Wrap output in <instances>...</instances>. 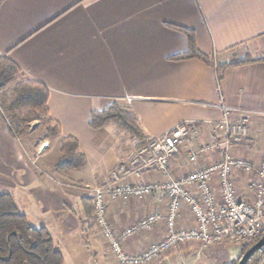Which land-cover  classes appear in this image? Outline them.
I'll list each match as a JSON object with an SVG mask.
<instances>
[{"label": "crops", "instance_id": "1", "mask_svg": "<svg viewBox=\"0 0 264 264\" xmlns=\"http://www.w3.org/2000/svg\"><path fill=\"white\" fill-rule=\"evenodd\" d=\"M168 24L193 30L197 48L217 64L243 56L251 61L218 71L197 58L171 59L188 49V39ZM0 56L47 88L49 115L60 125L57 144L72 136L85 156L80 168L58 169L59 146L51 148L47 136L15 137L0 108V192L13 197L31 225L48 230L63 264H116L92 221V188L107 182L118 163L129 164L140 148L116 124L92 128V111L117 102L137 117L149 143L181 122L197 124L199 137L184 140L172 156L176 176L213 164L226 152L259 161L264 131V0H3ZM220 100L253 112L246 143L226 146L213 136L212 122L222 117ZM201 142L217 145L191 163L189 149ZM251 175L233 172L241 199L252 198L247 187ZM131 179L150 182L162 176L149 169ZM212 184L219 192L216 176ZM166 210V201L129 197L111 201L108 214L118 233ZM194 225L192 214L183 208L176 227ZM166 232L161 219L122 246L136 253ZM202 253L207 264L220 255L228 262L239 255L240 245L201 251L197 243L182 244L157 264H186Z\"/></svg>", "mask_w": 264, "mask_h": 264}, {"label": "built area", "instance_id": "2", "mask_svg": "<svg viewBox=\"0 0 264 264\" xmlns=\"http://www.w3.org/2000/svg\"><path fill=\"white\" fill-rule=\"evenodd\" d=\"M217 106L222 117L212 122L213 136L226 146L246 143L251 137L253 112L227 105L222 100ZM199 135L197 124L181 122L136 150L129 164L118 163L107 182L92 188V221L116 264H157L164 260L172 248L182 244L197 243L199 249L204 251L217 245L246 243L264 228V131L258 164L226 152L222 159L213 164L176 176L171 165L173 154L184 140H196ZM216 145V142L199 143L189 149L188 160L196 162L202 153ZM149 169L157 170L162 179L150 182L131 179L138 178ZM236 169L256 172L258 180L250 184L253 200L238 197L232 178ZM214 176L217 178L219 192L212 184ZM129 197L166 201L167 210L164 215L149 214L117 233L109 220V203ZM183 208L194 218L195 225L191 228L176 227L177 217ZM161 219L167 229L163 238L151 242L148 247L136 253L124 250V240L151 228Z\"/></svg>", "mask_w": 264, "mask_h": 264}, {"label": "trees", "instance_id": "3", "mask_svg": "<svg viewBox=\"0 0 264 264\" xmlns=\"http://www.w3.org/2000/svg\"><path fill=\"white\" fill-rule=\"evenodd\" d=\"M2 1L0 0V3ZM168 26L182 31L188 39V49L170 56L171 59L197 58L215 66L218 71L251 61L243 56L217 64L197 48L193 30L173 24ZM11 82L12 87L6 90ZM47 99L48 90L42 83L24 75L17 64L0 56V108L10 132L15 137L22 138L27 135L33 129L30 123L36 120L43 126L47 137L60 135L59 123L49 115ZM109 123L116 124L132 135L139 147L149 143L137 117L117 102L109 104L102 110L91 112L89 125L92 128H100ZM59 145L62 162L58 169H76L84 165L85 156L79 151L78 142L74 137H62ZM263 234L264 230L247 243L239 244L241 252L244 253ZM239 258L232 264H236ZM63 261V254L55 247L48 230L45 227L31 225L26 215L19 211L13 197L9 193L0 192V264H63ZM263 261L264 246L257 250L246 264H262Z\"/></svg>", "mask_w": 264, "mask_h": 264}, {"label": "rangeland", "instance_id": "4", "mask_svg": "<svg viewBox=\"0 0 264 264\" xmlns=\"http://www.w3.org/2000/svg\"><path fill=\"white\" fill-rule=\"evenodd\" d=\"M12 85H13V82H11L8 86H7V88H6V90H9L11 87H12ZM5 91V90H4ZM30 126L33 128L32 130H30V132L28 133V134H32L31 136H29L28 137V139L30 140V139H33V140H35V138L37 137H45V136H47L46 135V132L44 131V128H43V126L41 125V123L38 121V120H36V121H33V122H31L30 123ZM26 136V135H25ZM25 136H23V137H25ZM22 137V138H23ZM56 136H53V137H50V143H49V146L52 148H54L55 150L58 148L57 146H59V149H60V145H58L57 143V140H56V138H55ZM30 142V141H29ZM60 142V141H59ZM42 145H43V143H42ZM236 157H240V156H236ZM249 159V158H248ZM251 160V159H250ZM253 161V160H252ZM259 161H260V158H259ZM258 161V162H259ZM254 162V161H253ZM258 162H254L255 164H258ZM239 170H242V169H239ZM242 171H244V170H242ZM245 173H247V174H252L251 175V177H250V179H249V181H248V184H247V187H248V189L251 191V193H252V198L249 200V201H251V200H253L254 199V194H253V189L250 187V184H251V182H256L257 180H258V177H257V174H256V172H254V171H244ZM264 230V228L260 231V232H262ZM259 232V233H260ZM258 233V234H259ZM247 243V242H246ZM243 253L241 252V250H240V253H239V255L236 257V258H233V259H231V260H229L228 262H226V261H224L226 258H224V257H222L221 255V257L220 256H215V257H212V261H213V263L214 264H232L233 263V261H236L241 255H242ZM193 258L189 261V263H186V264H207L206 263V256L202 253V254H200L199 255V257L197 256V255H194V256H192ZM180 264H184V263H182V262H180ZM262 264H264V261H263V263Z\"/></svg>", "mask_w": 264, "mask_h": 264}, {"label": "water", "instance_id": "5", "mask_svg": "<svg viewBox=\"0 0 264 264\" xmlns=\"http://www.w3.org/2000/svg\"><path fill=\"white\" fill-rule=\"evenodd\" d=\"M264 246V234L250 246L239 258L236 264H246L249 258L259 249Z\"/></svg>", "mask_w": 264, "mask_h": 264}]
</instances>
